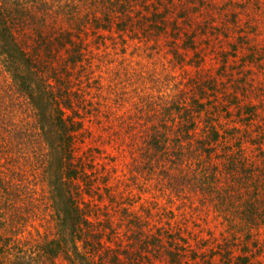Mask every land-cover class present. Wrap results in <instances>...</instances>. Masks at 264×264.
<instances>
[{
  "label": "rangeland",
  "instance_id": "obj_1",
  "mask_svg": "<svg viewBox=\"0 0 264 264\" xmlns=\"http://www.w3.org/2000/svg\"><path fill=\"white\" fill-rule=\"evenodd\" d=\"M37 1L21 0L32 12L46 3L42 11L55 32L69 29L72 13L93 24L88 29L95 28L85 35V49L76 52L93 60L91 88L87 82L82 86L95 114L83 108L71 133L75 164L81 163L75 201L93 223L95 244L101 241L97 250L112 255L117 249L122 264H264V0ZM13 75L0 63V85ZM1 93L0 114L17 117L6 103L24 98L13 89ZM178 94L191 101L189 113L195 117V132L185 140L188 160L194 162L184 172L180 162H170L180 133L165 137L166 147L156 154L139 149L148 125L164 123L155 113L145 130L138 126L140 118L149 119L151 99L171 100ZM22 116L23 123L31 118L26 111ZM214 126L223 135L220 142L212 139ZM134 135L141 144L121 155L117 139L125 143ZM242 144L253 169L247 176L229 165L228 156H218L223 145L232 151ZM3 163L0 158V171ZM212 167L219 173L215 181L209 175ZM42 184H29L32 191L40 189L37 202L16 200L34 210L33 228L9 237L12 251L0 250L4 263L14 257V240L34 241L36 230L44 231L42 219L60 220L53 208L58 201ZM6 185L15 190L23 183ZM245 199L252 203L248 212ZM123 249L131 251L129 256ZM69 253L71 258L60 257L58 264L76 260L75 252Z\"/></svg>",
  "mask_w": 264,
  "mask_h": 264
},
{
  "label": "trees",
  "instance_id": "obj_2",
  "mask_svg": "<svg viewBox=\"0 0 264 264\" xmlns=\"http://www.w3.org/2000/svg\"><path fill=\"white\" fill-rule=\"evenodd\" d=\"M45 4H39L41 9L32 12V8L24 5L21 0H0V63L14 74L11 80L5 78L6 83L3 84L4 86L0 85V92L4 96V89H13L24 98L23 101L19 99V101L6 103L17 110V117L4 114V111V115L0 114L2 116L0 119V158L4 162L3 171H0L2 174L0 176L1 252L11 249L9 237L25 233L28 228H33L31 216L34 210L26 205L22 207L16 202L17 200L22 203H33L40 199L38 195L40 189H37V192L32 191L30 183H43L42 190L46 187L45 190L49 196L58 201L53 208L56 206V215L58 214L60 220L42 219L40 227L44 231L36 230L38 238L26 242L22 238L14 240L15 251L11 253V256H14L13 259L4 263L0 255V264H35L37 260L44 264L48 260L52 264H58L60 257L65 260L69 256L71 258L70 251L72 254L75 252L74 258H76V260L71 259L70 264H122L121 254L117 249L113 250L112 255L97 250V245L99 246L101 241L95 244L93 223L84 218L83 210L75 201L74 194L77 189L76 179L81 172V163L75 164L74 160L77 154L71 131L74 132L78 128V121L74 118L84 116L83 108H87L86 112H91V115L95 114L96 109L93 102L86 97L87 90H84L82 86L87 82L91 88L90 71L93 69V60L89 57L85 58L84 55H78L76 52L85 49L83 46L85 35L95 31V28L88 29L93 24L86 22L85 18L78 20L79 18L72 13V19L67 22L70 23V30L61 27L58 28V32H55L53 27L46 23L45 13L42 11ZM74 35L78 36L77 39ZM63 51L66 53L63 54ZM198 88L201 92L203 91L202 85ZM125 89H128L127 84ZM182 96L184 95L178 94L171 100L151 99L148 109L149 119L147 115L140 118L138 126L145 130L144 126L149 124L150 119L153 120L155 113L162 114V118L156 117L155 119H163V125H148L147 130L142 134V144L141 141H136V135L129 139L126 138L125 143H121L120 138L117 139L116 145L121 155H126L125 150L139 143L142 154L144 149L156 154L166 147L165 137L170 133H180L178 140L181 143L175 142L177 151L175 158L170 162L172 165L180 162L182 166L180 172L185 171L188 162L192 165L194 161L188 160L187 157L188 155L191 158V152L187 151L190 145H186L185 143L189 142L185 140H189L191 133L195 132H191L194 129L195 117L189 113L191 101ZM182 106L185 108L183 111ZM25 111L31 118L23 123L22 115ZM176 111L179 116H175ZM141 113L140 116H143L145 110L143 109ZM170 119L172 121H168ZM80 122L82 124V121ZM152 127L154 129H151ZM29 130L33 133L30 144ZM213 131L215 135L212 139L220 142L219 139L223 138L220 128L214 126ZM205 138L202 139L203 142ZM222 148L223 152L218 156L222 158L228 156L229 165L233 164L235 168L241 167L243 176L252 173L253 169L248 166V159L244 156L243 144L241 148L232 151L230 149L233 147L223 145ZM239 153H241L240 158L237 157ZM13 157L17 159L13 160ZM125 159L126 156L124 161ZM13 164L14 168H12ZM153 165L156 164L153 163ZM160 165L158 164V168L161 172L167 171L165 166L160 167ZM190 169L186 168V171ZM216 170L218 172L221 170L219 164ZM217 173L212 167L209 175L214 181ZM184 176L186 177L187 174L185 173ZM188 181L190 182V179ZM245 182L243 177L242 183L245 184ZM6 183H23V185H17L13 190V187L10 189ZM254 191L259 192L260 189L255 188ZM230 198L233 199L234 196ZM250 201H247V212L252 204ZM241 210L244 211V208ZM116 233L117 231L113 230V234L116 235ZM18 236L20 235L15 237ZM110 251L112 250L107 252ZM121 252L127 256L131 253L128 249H123Z\"/></svg>",
  "mask_w": 264,
  "mask_h": 264
}]
</instances>
